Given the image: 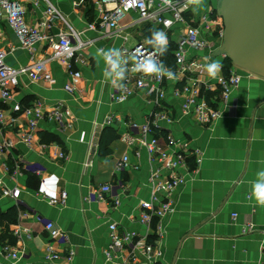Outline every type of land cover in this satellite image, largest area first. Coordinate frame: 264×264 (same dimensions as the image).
<instances>
[{"label": "crops", "instance_id": "1", "mask_svg": "<svg viewBox=\"0 0 264 264\" xmlns=\"http://www.w3.org/2000/svg\"><path fill=\"white\" fill-rule=\"evenodd\" d=\"M97 1L55 0L69 24L87 42L86 49L72 61L74 71L81 73L77 91L66 92L68 74L57 62H48L53 85L22 78L13 100L8 104L0 102L6 122L13 115L14 104L30 106L39 102L48 111L61 103L63 109L69 110L72 124L63 130L54 122H39L30 147L17 137V131L26 124L23 116L18 115L13 123L9 122L10 127L3 129L1 139L9 141L12 148L0 153V212L11 215L15 209L16 219L13 223L0 221V264H109L103 250L109 244L108 226L112 223L118 225L121 234L146 236L161 249L162 256L155 262L138 256L141 264H260L264 260V206L257 205L251 197V182L264 170V78L239 71L241 82L224 102L218 90L212 91L209 95L219 98L215 107L222 114L209 126L182 115L180 101L172 94L174 84L166 85L164 105L174 123L161 124V128L189 150L199 151L201 162L196 172L185 176V183L172 193L173 211L161 221L162 234L156 237L153 231L157 219L150 226L139 219L141 203L152 195L150 177L160 164L151 162L138 143L129 148L121 141L129 131V123L142 125L155 106L144 91H136L123 104H113L110 96L116 88L104 76L107 65L98 50L116 48L125 55L139 43L152 47L148 40L157 30L138 23L134 13L118 22L120 32L88 30L89 24L98 21ZM209 5L211 1L204 0L201 7L194 10L193 6L192 15L198 18ZM25 7L30 23L42 17L41 8L30 2ZM178 30L179 25L167 34L168 47L171 43L175 46ZM11 48L15 51L8 54L5 63L12 67L45 60L49 54L41 44L30 50L21 48L2 22L0 52ZM214 51L203 54L205 63L218 61L223 67L225 59L215 56ZM125 56L129 58L128 73L136 74L132 57ZM221 75L223 68L218 77ZM217 78H211V82L216 83ZM107 117H113L114 123L106 126ZM105 128L114 131L115 139L107 147L109 153L103 155L99 153L98 140ZM159 143L165 147L162 139ZM60 154L64 157L60 158ZM124 156L128 164L119 170ZM188 161L192 163V158ZM107 183L122 184L117 207L112 201L83 200L91 188ZM5 189L18 190L24 206L2 196ZM62 192L67 193L63 206H50L41 198H58ZM42 219L52 221L65 234L67 243L56 249L62 255L72 252L71 262L45 259L49 236ZM246 227L251 230L243 233ZM14 251L19 252L17 260L10 257Z\"/></svg>", "mask_w": 264, "mask_h": 264}, {"label": "built area", "instance_id": "2", "mask_svg": "<svg viewBox=\"0 0 264 264\" xmlns=\"http://www.w3.org/2000/svg\"><path fill=\"white\" fill-rule=\"evenodd\" d=\"M210 1L211 5L206 12L196 18L191 13L193 5L189 4L188 0H98L95 3L98 21L88 25V30L92 31L99 29L120 32L118 22L128 13L136 14L138 23L147 24L157 31L165 32L166 35L179 25L173 51L174 68L170 69L174 78H157L143 72L129 74L127 71L123 89L116 88L110 96L113 104H123L136 91H144L155 106V111L142 125L129 123V131L121 136V141L129 148L138 143L139 150L144 149L151 162L157 161L160 164V168L150 177L152 195L149 201L141 203L142 212L139 219L140 223L146 226H150L154 218L157 219L153 231L156 237H161L162 234L161 221L173 211L172 193L185 183V176H191L196 172L201 162L199 151L189 150L172 135L165 134L161 128V124L174 123V119L164 105L166 85L174 84L172 94L180 101L182 115L190 116L201 126H209L222 114L215 107L219 103V98L211 97L209 94L218 90L220 101H227L230 93L241 82L240 70L232 64L227 74L219 76L216 83L211 82L205 71L203 54H212L220 45L223 32L222 21L214 11V0ZM27 2L42 10V17L35 23L27 20L25 7ZM2 22L17 38L21 48L30 50L41 44L48 49L49 54L45 60L35 61L23 67H12L8 66L5 60L15 48H11L8 52H0L1 103L8 104L13 100L14 92L20 86L22 78H26L31 83L42 82L53 85L54 79L47 68L48 62H57L68 74L69 79L64 90L71 94L77 91L81 73L74 71L72 61L86 49L87 42H84L81 33L69 24L56 6L55 0H0V24ZM154 52L153 47L139 43L126 50L125 55L134 57L137 54L147 55ZM191 52L194 55H191ZM156 55L163 63L162 56L158 53ZM12 113V117L6 122L5 112L0 110V153L12 148L9 141H2L1 138L3 129L6 126L10 127L12 124L9 122L13 123L18 115L25 118L26 124L17 131V137L29 147L35 142L38 124L43 120L54 122L63 130L72 126L70 112L63 109L61 103L49 111L43 110L39 102L30 106L14 104ZM114 121L113 117H107L104 124L108 126ZM159 139L164 141L165 147L160 145ZM173 147H178V150H172ZM63 157L64 155L60 154V158ZM190 158L192 163L188 161ZM127 164L128 157L124 156L118 169H123ZM121 188L120 183L114 186L103 184L91 188L83 200L87 203L112 201L114 207H117L120 203L118 192ZM2 196L10 197L17 205L24 206L19 200V191L16 189H5ZM41 198L48 205L59 207L66 203L67 193L62 192L58 198H48L44 195ZM41 224L49 236L45 259L71 262L72 252L66 251V255H62L56 249L67 243L65 234L50 220L42 219ZM108 230L109 244L103 250L107 263L141 264L138 256L144 257L148 262H155L161 258V249L154 242L151 243L146 236H138L136 233L121 234L115 223L110 224ZM250 230V227H246L243 233ZM15 235L19 237L17 229ZM10 257L17 260L19 252H11ZM260 264H264V260Z\"/></svg>", "mask_w": 264, "mask_h": 264}, {"label": "water", "instance_id": "3", "mask_svg": "<svg viewBox=\"0 0 264 264\" xmlns=\"http://www.w3.org/2000/svg\"><path fill=\"white\" fill-rule=\"evenodd\" d=\"M223 25L215 56L264 78V0H214Z\"/></svg>", "mask_w": 264, "mask_h": 264}, {"label": "clouds", "instance_id": "4", "mask_svg": "<svg viewBox=\"0 0 264 264\" xmlns=\"http://www.w3.org/2000/svg\"><path fill=\"white\" fill-rule=\"evenodd\" d=\"M188 3L195 6L194 10L201 7L204 0H188ZM148 43L152 45L155 52L152 54L141 55L137 54L132 57L133 71L143 72L149 76H156L157 78L167 77L173 79V72L164 66L159 61L158 53L160 56L164 55L168 47L167 35L163 31L153 32ZM98 53L104 58L107 65L104 76L109 79L113 87L117 89H123V81L126 80V73L128 71V57L124 55L119 49H100ZM222 65L218 61H211L205 65V71L209 78L215 79L218 77ZM251 197L255 200L259 206H264V170L259 171L256 174V179L251 182Z\"/></svg>", "mask_w": 264, "mask_h": 264}, {"label": "trees", "instance_id": "5", "mask_svg": "<svg viewBox=\"0 0 264 264\" xmlns=\"http://www.w3.org/2000/svg\"><path fill=\"white\" fill-rule=\"evenodd\" d=\"M214 11H215V9H214ZM215 14H216V12H215ZM174 49H175V46L171 43V45L167 48L166 53L164 55H162L163 63L169 69L174 68V61H173ZM230 66H231L230 61L225 58V60L223 62V67H222L224 75L227 74V71L230 68ZM113 139H115V135H114V131L111 128H105L101 132V134L99 136V140H98V147H99V153L100 154L106 155L109 153V150L107 149V147ZM15 219H16L15 209L11 210V215L3 214L0 212V221H2V222L13 223L15 221Z\"/></svg>", "mask_w": 264, "mask_h": 264}, {"label": "rangeland", "instance_id": "6", "mask_svg": "<svg viewBox=\"0 0 264 264\" xmlns=\"http://www.w3.org/2000/svg\"><path fill=\"white\" fill-rule=\"evenodd\" d=\"M238 70H240V71H242V72H244V73H246V71H244V70H242V69H239V68H237Z\"/></svg>", "mask_w": 264, "mask_h": 264}]
</instances>
